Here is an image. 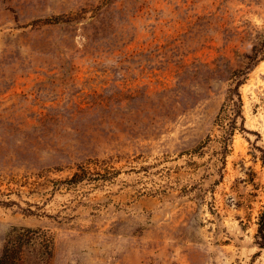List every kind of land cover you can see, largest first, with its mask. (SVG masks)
Here are the masks:
<instances>
[{"label": "rangeland", "instance_id": "1", "mask_svg": "<svg viewBox=\"0 0 264 264\" xmlns=\"http://www.w3.org/2000/svg\"><path fill=\"white\" fill-rule=\"evenodd\" d=\"M263 37L264 0H0V254L16 235L23 264H264V55L217 154Z\"/></svg>", "mask_w": 264, "mask_h": 264}, {"label": "trees", "instance_id": "2", "mask_svg": "<svg viewBox=\"0 0 264 264\" xmlns=\"http://www.w3.org/2000/svg\"><path fill=\"white\" fill-rule=\"evenodd\" d=\"M264 37L252 47L251 52L246 55L247 62L243 68L232 70L228 77L225 101L218 113L221 139L218 141L217 154L220 156L221 170L225 168L226 156L229 153L230 142L236 130L246 131L244 126L245 117L243 114V100L240 86L247 79V74L263 58ZM206 144H200L199 149ZM84 178L75 172L68 180L69 184H75ZM259 227L257 236L264 239V211L259 216ZM24 250L19 240V236H11L3 246L0 254V264H23Z\"/></svg>", "mask_w": 264, "mask_h": 264}]
</instances>
